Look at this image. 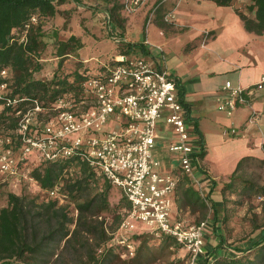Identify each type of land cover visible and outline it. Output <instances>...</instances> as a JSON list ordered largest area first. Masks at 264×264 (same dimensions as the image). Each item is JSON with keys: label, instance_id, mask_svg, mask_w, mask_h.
Segmentation results:
<instances>
[{"label": "built area", "instance_id": "built-area-1", "mask_svg": "<svg viewBox=\"0 0 264 264\" xmlns=\"http://www.w3.org/2000/svg\"><path fill=\"white\" fill-rule=\"evenodd\" d=\"M149 1L122 0L123 10L134 13ZM164 1L167 0L159 4ZM165 19L172 21L173 14L168 12ZM32 20L37 21V16L33 15ZM120 37L114 36L122 41ZM24 38L25 35L21 39ZM155 47L162 51L160 45ZM37 58L43 59L42 55ZM164 59L162 54V62L158 64L143 55L116 54L103 68L87 76L78 90L61 94L49 106L36 97L11 94L8 86L12 69L10 66L1 69L0 110L11 107L17 123L9 129L0 125V171L9 176L20 175V167L28 163L30 154H39L42 160L78 155L128 198L130 207L122 215V229L133 231L141 223L157 237L172 235L187 247L190 264H197L206 251L208 222L186 224L184 219L173 218L180 177L173 172H157L155 167L160 161L152 152L162 108L166 107L178 135L170 148L180 152L182 171L190 176L206 203H210L209 192L193 163L197 141L192 134L193 121L181 101L176 77L165 66ZM223 87L227 93L219 98L218 108L231 115L240 104H252L254 94L264 88V75L247 85L226 79ZM256 119L257 112L252 110L248 121ZM231 131L237 133V128L232 127ZM199 140L203 142L202 137ZM47 191L50 196L59 197L60 184ZM119 244L124 246L126 256L135 255L137 242L131 234L119 238Z\"/></svg>", "mask_w": 264, "mask_h": 264}, {"label": "trees", "instance_id": "trees-1", "mask_svg": "<svg viewBox=\"0 0 264 264\" xmlns=\"http://www.w3.org/2000/svg\"><path fill=\"white\" fill-rule=\"evenodd\" d=\"M67 1L69 0H0V70L6 66L12 69L13 77L8 86L11 94L36 97L42 104L49 106L61 94L78 90L82 81L93 74L85 68L59 71L62 62L51 78H42L36 74L43 66L37 56L41 55L42 50L48 45L44 19L55 15L59 11V5ZM215 1L220 5H231L235 0ZM250 1L248 8L253 11V15L238 11L247 29L264 33V0ZM122 6V2H116L108 8L107 15L121 37L125 31L126 21L119 13ZM33 15L37 16V21L32 20ZM146 26L145 23L144 33ZM23 35L25 38L21 39ZM57 42L58 55L77 50L83 45L80 37L75 34ZM136 47L148 52L144 41L120 43L122 53H129L131 48ZM176 80L182 97L183 88L177 78ZM16 123L17 116L11 107H3L0 110V125L9 129L14 128ZM32 155L30 154L26 160L29 161ZM256 158L258 157L254 155H245L239 160L229 180L222 185L224 195L227 193L264 195V184L259 185L252 179L237 174L246 160ZM29 175L46 190L59 183L60 192L77 203L78 216L76 220L70 217L65 206L59 204L57 197L52 196L54 198L42 201L35 211L31 202L37 200V196L30 198L27 192L8 191L6 204L0 207V264H37L46 251H51L49 249H52L55 243L65 241V244H69L81 230L93 232L96 226L91 224L92 220L88 219L85 213L89 209H98V214L109 210L111 189H116L120 194L116 213L119 220L130 207V202L122 190L78 155L61 160H41L29 170ZM184 193L190 203L207 205L194 185L188 184ZM27 199H31L29 203L26 202ZM219 207L217 204L214 206V228L217 227ZM42 221L47 222L45 228H42ZM97 227L103 247L96 264H113L116 259L123 257L124 246L110 241L111 236L103 220L99 218ZM216 231L219 236L218 246H209L205 235L206 251L199 257L197 264H264V228L258 236L250 238L248 246H236L237 252L229 254L218 252V247L224 245L225 240L223 234L219 233L218 229ZM132 237L137 242V249L135 255L127 257L129 264H139L150 259L153 255L152 239L159 240L164 247L183 246L172 235L163 234L160 238L145 229L135 230Z\"/></svg>", "mask_w": 264, "mask_h": 264}, {"label": "crops", "instance_id": "crops-1", "mask_svg": "<svg viewBox=\"0 0 264 264\" xmlns=\"http://www.w3.org/2000/svg\"><path fill=\"white\" fill-rule=\"evenodd\" d=\"M160 2L150 0L145 4L144 12L151 9L152 13ZM194 10L199 20H204L203 23H191L189 19ZM238 10L242 11L234 3L220 5L215 0H167L154 11V18L142 38L139 36L137 40H131L125 32L120 37L124 41H144L148 52L139 47L131 50L154 63L161 64L163 54L165 66L181 83L183 94L180 98L190 113L192 134L197 140V172L217 205L220 204V195L215 189L229 179L239 160L245 155L264 157V88L254 94L251 105L240 104L231 115L218 108L219 98L227 93L223 87L226 79L247 85L264 75V33L247 29ZM168 12L173 14V20L166 22ZM243 12L247 13L246 10ZM250 15H253V11ZM140 18H136L137 23ZM84 39L82 37L84 45L78 48L80 53L86 48ZM157 44L162 51L155 47ZM119 53H122L120 49L115 55ZM252 110L257 112L255 122L248 121ZM169 115L170 110L162 108L152 152L160 161L155 167L157 172H173L180 177L172 216L183 219L178 211L183 210L184 206L189 208L188 211L192 207L204 206L190 203L184 193L188 184L197 186L182 171L180 152L170 148L178 135ZM232 127L237 128V133H232ZM156 146L159 149L155 153ZM163 147L171 152L167 160L159 155Z\"/></svg>", "mask_w": 264, "mask_h": 264}, {"label": "rangeland", "instance_id": "rangeland-1", "mask_svg": "<svg viewBox=\"0 0 264 264\" xmlns=\"http://www.w3.org/2000/svg\"><path fill=\"white\" fill-rule=\"evenodd\" d=\"M116 2H122V0H69L59 5V11L55 15L46 17L44 19V28L47 32L48 45L41 52L43 66L36 72L37 76L51 78L60 62H62V66L59 71L67 72L75 68H85L90 72H96L104 63L112 61L115 53L120 49L118 46L120 45L119 41L114 36L119 37L121 35L116 33L115 28L108 20L107 11ZM250 2V0H235L234 5L242 11L246 10L248 14H252L248 8ZM144 9L145 5L131 14H127L123 7L119 10L120 16L126 18L125 35L131 40H137L139 36L142 38L144 24L146 23L148 26L154 18L153 13H150L151 9L146 12H144ZM196 14L197 11L195 12L194 10L193 16L189 19L193 25L204 21L199 20ZM216 15L218 16V13ZM138 16H141V18L137 23L136 18ZM71 33L79 36L81 40L82 37L85 38V50L83 49L80 53L77 49L64 55H58L57 41L67 39ZM129 53L133 55L135 52L131 50ZM157 147L154 148L155 153L159 149ZM160 150V158L167 160L171 152L167 147H163ZM257 157L256 159L246 160L237 174L262 185L264 184V157ZM41 160L42 158L39 154H33L27 163L29 165L20 167L21 173L17 176H9L0 171V207L6 204L8 191L27 192L30 194V198L37 196V200L31 202V206H34L35 211L39 208V203L41 204L42 201L54 198L50 196L46 189L39 185L38 181L28 176L29 170ZM193 163L196 164V162ZM223 184H219L215 189L216 193L220 195L217 227L214 228V206L216 204L211 195H209L210 203L206 206L200 208L192 207L190 211H188L189 208L184 206V209L179 210L178 214L189 224L207 220L208 225L205 229L206 242L209 246H218L219 236L216 233V229H218V232L223 234L225 240V244L218 247V252L229 254L237 252L236 246H248L250 238L258 236L259 232L264 228V195L258 193L241 195L227 193L224 195L221 190ZM110 194L111 208L109 210L98 214V209H89L85 213L88 215V219L92 220L91 224L96 226L93 232L81 230L79 235L71 240V243L65 244V241L58 244L55 243L54 247L49 249L51 251H46L37 264H96L98 257H100V250L103 247L102 239L98 234V218L103 220V224L111 236L110 241L112 243L119 244V238L123 235L131 234L133 236L135 230L126 231L122 229L120 225L121 219L119 220V217L116 216L119 192L116 189H111ZM57 198L59 204L65 206L69 216L74 217V220H76L79 212L77 203L63 193ZM30 200L27 199L26 202L29 203ZM41 225L42 228H45L47 222L43 223L42 221ZM138 229H144V226L139 223V227L136 230ZM151 244L153 255L149 260L139 264H190L187 247L182 245L164 247L156 239H152ZM122 256L116 259L113 264H129L127 262L128 256L124 253Z\"/></svg>", "mask_w": 264, "mask_h": 264}]
</instances>
